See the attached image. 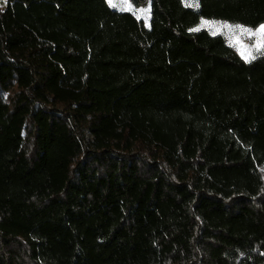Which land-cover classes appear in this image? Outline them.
Returning <instances> with one entry per match:
<instances>
[{
	"label": "trees",
	"instance_id": "obj_1",
	"mask_svg": "<svg viewBox=\"0 0 264 264\" xmlns=\"http://www.w3.org/2000/svg\"><path fill=\"white\" fill-rule=\"evenodd\" d=\"M128 2L0 3V264H264V0Z\"/></svg>",
	"mask_w": 264,
	"mask_h": 264
},
{
	"label": "rangeland",
	"instance_id": "obj_2",
	"mask_svg": "<svg viewBox=\"0 0 264 264\" xmlns=\"http://www.w3.org/2000/svg\"><path fill=\"white\" fill-rule=\"evenodd\" d=\"M3 2H5V0H0V3ZM112 4L116 5L121 10L127 11L133 9V7L128 2V0L127 2H125V0H112ZM182 5L183 7L191 9L192 11H197L198 0H182ZM137 15L139 16L140 12L137 13ZM223 25H229L230 28H225L223 27ZM236 26L238 25H232L225 22H207V25H205V21H204L202 22L200 27L209 30L211 33L221 34L227 40L229 46L232 47L241 57V59L245 62L246 60L244 59V56H249V57L255 56V59L263 57L264 48L258 50L256 47L257 41L260 39V37L249 36L246 33H242L240 29L237 28ZM257 28L250 30L255 32ZM255 59H250V62Z\"/></svg>",
	"mask_w": 264,
	"mask_h": 264
},
{
	"label": "snow or ice",
	"instance_id": "obj_3",
	"mask_svg": "<svg viewBox=\"0 0 264 264\" xmlns=\"http://www.w3.org/2000/svg\"><path fill=\"white\" fill-rule=\"evenodd\" d=\"M110 6H115L114 4H112V0H108ZM125 2H127V0H125ZM205 25H207V22H205ZM210 26V25H208ZM223 27L225 28H230L229 25H223ZM237 28L240 29V31L242 33H246L248 34L249 36H257V37H260V39L257 41V44H256V47L257 49H261V48H264V24L260 25L255 32H253L252 30L250 29H247V28H244L243 26H236ZM213 34H216V33H213ZM243 55V53H242ZM244 59L246 60V62H250V59H255V56H244Z\"/></svg>",
	"mask_w": 264,
	"mask_h": 264
}]
</instances>
